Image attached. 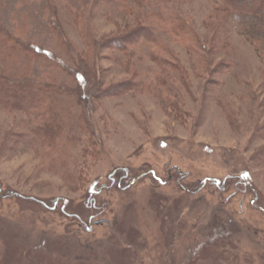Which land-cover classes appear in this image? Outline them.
Instances as JSON below:
<instances>
[{
  "label": "rangeland",
  "instance_id": "rangeland-1",
  "mask_svg": "<svg viewBox=\"0 0 264 264\" xmlns=\"http://www.w3.org/2000/svg\"><path fill=\"white\" fill-rule=\"evenodd\" d=\"M238 10L0 0V264H264V39Z\"/></svg>",
  "mask_w": 264,
  "mask_h": 264
},
{
  "label": "trees",
  "instance_id": "trees-1",
  "mask_svg": "<svg viewBox=\"0 0 264 264\" xmlns=\"http://www.w3.org/2000/svg\"><path fill=\"white\" fill-rule=\"evenodd\" d=\"M231 5H235L236 9L242 16L247 19L244 27L247 35L254 39L255 37L264 39V0H228ZM242 15V16H241ZM255 40V39H254Z\"/></svg>",
  "mask_w": 264,
  "mask_h": 264
},
{
  "label": "water",
  "instance_id": "water-1",
  "mask_svg": "<svg viewBox=\"0 0 264 264\" xmlns=\"http://www.w3.org/2000/svg\"><path fill=\"white\" fill-rule=\"evenodd\" d=\"M101 222H103V221H102V220L95 221V224H99V223H101Z\"/></svg>",
  "mask_w": 264,
  "mask_h": 264
}]
</instances>
